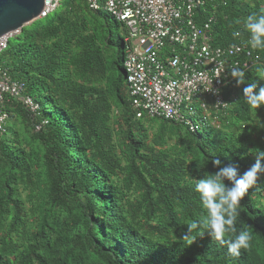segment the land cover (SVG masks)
Returning <instances> with one entry per match:
<instances>
[{
	"label": "trees",
	"instance_id": "1",
	"mask_svg": "<svg viewBox=\"0 0 264 264\" xmlns=\"http://www.w3.org/2000/svg\"><path fill=\"white\" fill-rule=\"evenodd\" d=\"M224 1L213 44L247 41L244 21L264 15V0ZM212 12L211 5L200 8L197 22ZM45 19L23 28L0 54V66L40 106L32 118L18 100L9 96L6 104L0 264H264L262 180L241 201L236 233L216 241L197 229L194 243L182 239L205 214L195 183L218 171L212 161L242 175L255 163L254 150H264V106L253 111L241 101L225 119L229 125L197 133L163 119H137L122 24L86 0H64ZM256 52L264 64V49ZM262 70L247 74L245 83L264 85ZM242 229L250 245L229 255L228 241Z\"/></svg>",
	"mask_w": 264,
	"mask_h": 264
},
{
	"label": "built area",
	"instance_id": "2",
	"mask_svg": "<svg viewBox=\"0 0 264 264\" xmlns=\"http://www.w3.org/2000/svg\"><path fill=\"white\" fill-rule=\"evenodd\" d=\"M64 0H45L39 19L56 12ZM93 10L105 9L126 29L124 68L129 98L137 119H163L191 132L222 130L238 107L245 85H237L233 68L252 73L264 65L247 41L213 44L216 10L224 0H86ZM214 12L197 22L200 8ZM21 30L0 37V54ZM18 100L32 118L40 106L26 84L0 66V133H7L8 97ZM225 123V124H224ZM37 130L41 126L37 125Z\"/></svg>",
	"mask_w": 264,
	"mask_h": 264
},
{
	"label": "clouds",
	"instance_id": "3",
	"mask_svg": "<svg viewBox=\"0 0 264 264\" xmlns=\"http://www.w3.org/2000/svg\"><path fill=\"white\" fill-rule=\"evenodd\" d=\"M244 29L249 34L247 44L252 49H264V15L247 17L244 21ZM240 35L239 31L233 32L234 37ZM231 76L238 86L246 84L243 88L242 101L250 110L255 111L264 106V85L256 81L245 83V73L236 68L232 69ZM259 76L264 78V70L259 72ZM254 151L255 163L242 175H238L234 167L221 166L219 159L212 161L218 167V171L215 174H206L205 178L195 183V191L199 194V201L205 214L199 221H193L187 225L182 239L189 244L194 243L195 237L192 233L197 229L206 230L216 241H223L226 233L237 232L234 225L240 215L238 209L241 207V201L248 194L249 189L256 185L260 174L264 173V150ZM250 240L249 231L240 230L228 241L229 255H239L241 249L249 247Z\"/></svg>",
	"mask_w": 264,
	"mask_h": 264
},
{
	"label": "water",
	"instance_id": "4",
	"mask_svg": "<svg viewBox=\"0 0 264 264\" xmlns=\"http://www.w3.org/2000/svg\"><path fill=\"white\" fill-rule=\"evenodd\" d=\"M44 3L45 0H0V37L33 24L39 18Z\"/></svg>",
	"mask_w": 264,
	"mask_h": 264
},
{
	"label": "rangeland",
	"instance_id": "5",
	"mask_svg": "<svg viewBox=\"0 0 264 264\" xmlns=\"http://www.w3.org/2000/svg\"><path fill=\"white\" fill-rule=\"evenodd\" d=\"M62 6V5H61ZM60 9V8H59ZM45 21H46V19H39V20H37L36 21V23L35 24H29V25H27L26 27H27V29L30 31V30H32L35 26H37V25H42V24H44L45 23ZM206 130H208V129H206ZM11 133V129L9 128V131H8V134H10ZM260 180H262V182H264V179H259V180H257V181H260ZM263 192V194H264V191H262ZM264 200V199H263ZM261 201L262 202V204H263V206H264V201Z\"/></svg>",
	"mask_w": 264,
	"mask_h": 264
}]
</instances>
